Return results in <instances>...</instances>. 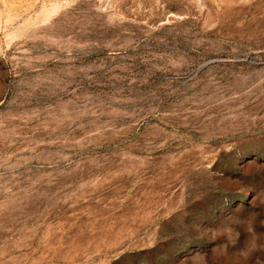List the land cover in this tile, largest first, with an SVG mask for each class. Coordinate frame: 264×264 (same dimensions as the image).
I'll return each mask as SVG.
<instances>
[{
    "label": "rangeland",
    "instance_id": "obj_1",
    "mask_svg": "<svg viewBox=\"0 0 264 264\" xmlns=\"http://www.w3.org/2000/svg\"><path fill=\"white\" fill-rule=\"evenodd\" d=\"M0 264H264V0H0Z\"/></svg>",
    "mask_w": 264,
    "mask_h": 264
}]
</instances>
